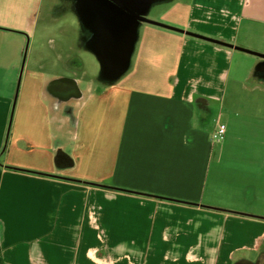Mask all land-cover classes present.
Returning a JSON list of instances; mask_svg holds the SVG:
<instances>
[{
  "label": "crops",
  "instance_id": "0c3cea01",
  "mask_svg": "<svg viewBox=\"0 0 264 264\" xmlns=\"http://www.w3.org/2000/svg\"><path fill=\"white\" fill-rule=\"evenodd\" d=\"M175 1L163 2L167 7L154 21L239 46L238 40L231 34L233 25L222 26L224 30L230 31L226 34L210 28L211 26L205 23L209 15L207 10L209 5L216 3L217 6H230L234 4L233 1ZM247 1L235 0V12L239 16L246 13ZM50 25L51 23L48 27ZM152 27L154 26H143L131 58L130 68L116 83L121 85L120 96L128 97L125 103L129 109L135 110L146 104L144 109L146 110L149 105L146 100H153L155 104L154 109L149 106V110L139 114L138 119L131 121L130 125L134 130L136 125L140 128L145 135H142L143 138H146L142 142L149 145L142 153L149 162L143 160L138 163L140 168H148L144 177L145 182L154 180L155 186L159 184V187L165 188L164 185H169V188L174 187L178 191L176 184L186 183L183 181L184 174L180 166L190 165L199 171V167L207 168L210 164L214 148L211 133L208 131L213 126V123H210L211 114L213 113L215 118L217 115L219 121L220 114L235 100L233 97L237 98L235 95L231 96L233 88L264 91V81L257 76L256 67L259 64L257 62L251 65L245 62L242 66L238 64L243 76H234L236 72L232 63L243 60L236 50ZM67 30L62 28L60 35H66ZM2 33L0 42L7 46V51L12 52L7 56L3 67H0V72H3L0 77V264H7V261L11 264H234L243 253L256 254L259 251L260 240L264 238V214L253 215L249 207L253 201L250 200L251 204H248L243 194L240 198L246 202L241 206L248 212L246 215L250 216L204 206L201 203L202 191H197L202 185L196 190L195 182L187 183L189 196H181V199L186 201L193 198L191 201L195 204L153 195H139L140 193L134 194L136 197L131 198L126 195L133 193L120 190L113 183L117 177L123 176L125 181L132 174L130 167L136 164L131 162L130 156L120 162H112L117 170L122 167L121 172L118 171L112 181L111 176L109 181L108 178L104 179L103 175L99 176V180L87 179L72 174H75L81 160L76 155L68 153L66 145L64 154L73 160V164L59 172L56 159L61 153L59 155L54 153V142L62 140L60 136L67 132L66 129H70L69 141L74 143L80 152L85 150L84 145L80 146L79 142H85L84 134L95 130L97 106L104 102V96L109 94L102 92L103 95L98 91L95 94L91 87L98 81L92 79L87 81L84 75L85 79L80 80L79 88L85 93V100L74 106L73 125L71 116L52 111V101L46 93L47 86L52 80L62 76L76 78L75 75L68 73L61 75L48 73L51 69L65 70L62 61L71 55V50H66L63 41H55L50 35L47 43L52 47L53 58H49L44 51L35 48L36 39L33 36L28 40L31 47L21 73L18 53L20 55L25 46L23 38L7 31ZM168 46L170 47L166 49ZM154 69H167L171 74L159 83L150 82L147 72ZM19 79L20 90L18 97L15 98ZM83 82L87 83L86 90L81 89ZM157 86H163L165 89H157ZM198 98H208L219 103L214 105L215 109L211 114L206 115L198 110L195 104ZM109 102H114L111 95L106 99L107 105ZM134 104L140 105L136 107ZM255 126H251L249 130L251 137L248 142L252 144L248 167L253 173L262 171L264 177V156L261 162L254 160L258 149H262L256 144L262 141L260 136L264 132ZM229 135L228 130L227 137ZM4 148L6 150L2 156ZM177 151L190 152L192 157L187 154L184 159L176 162L164 161L176 159ZM163 168L170 176L164 177ZM250 180L253 181V177H250ZM96 188L105 190L98 192ZM263 189L264 181L261 187L250 191L248 197H253L261 203L262 212L264 196L260 195V191ZM73 193H85L90 195L89 197L103 195L105 198L117 200L133 199L139 204L136 212L142 216L145 214V217L153 212L158 214L161 209L164 210V205L166 209L174 207L175 204L182 205L184 207L181 208L206 215L209 222L221 226L223 230L217 239L213 240L210 237L211 228H205L202 241L190 244L184 242L173 244L174 238L170 237V240L162 242L171 245L172 250L164 252L162 249L157 250L159 248L157 239L154 243L155 249L147 248L146 237L142 235L143 231L147 230L146 224H143L140 214H137L140 218L138 222L119 224L116 222L117 217L111 215L114 210L108 209L103 228L91 223L87 226L88 229L84 230L85 235L81 234L72 242L73 237L67 238L69 226L64 223L58 224L56 220L62 208L69 203L65 199ZM172 234L173 231L171 236ZM70 246L72 255L67 250ZM182 248L185 251L181 252ZM201 248L204 254L196 255Z\"/></svg>",
  "mask_w": 264,
  "mask_h": 264
},
{
  "label": "rangeland",
  "instance_id": "374dc122",
  "mask_svg": "<svg viewBox=\"0 0 264 264\" xmlns=\"http://www.w3.org/2000/svg\"><path fill=\"white\" fill-rule=\"evenodd\" d=\"M72 1L73 0H0V36H2L1 34H3L2 32L5 30L23 32L26 36H21L24 45L34 36L36 39L34 44L35 48L40 49L42 52L44 51V54L48 55L49 58H53L52 47L47 43V39L50 35L55 41H63L66 50L71 46L74 47L75 41L77 42L78 40L79 23L73 10ZM181 1L183 0H176L175 2ZM231 1H233L234 4L230 6H217L216 3L209 5L207 9L209 15L205 23L210 25V28H215L226 34L230 33V31L224 30L223 27L226 24L227 27L228 25H233L232 27L234 29L231 34L233 35L232 37L238 40L239 46L237 47L253 53L264 54V0H248L247 11L240 16L235 12V0ZM166 7V3L155 5L147 17L151 20H155ZM55 20H57V22H55ZM49 23H51L50 27H48ZM62 28L68 29L66 35H60ZM49 30L50 33H48ZM168 45L171 46L169 42ZM170 46L166 47V49ZM7 50V46L0 42V67H3L7 56L12 52ZM237 54L241 56L243 60H241V62L232 63L234 72H236L234 76H243V72L240 71L239 65L242 66L245 62L250 65L254 62H257V64L259 63L258 58L255 56L240 52ZM19 56L18 53V57ZM80 57L85 63V76L87 81L89 79L98 81L97 84H93V87H91L92 89H90L93 90L95 94L96 91H98V93L100 92L101 94H103L102 92H107L109 95L104 96V102L97 106V111L95 112V130L91 133L84 134L85 142H79L80 146L84 145L85 150L80 152L76 149L75 144L69 141L70 136L68 131L70 129H66L67 132L60 136L62 138L61 141L66 145V151L76 155L81 160L79 161L75 174L72 173L73 175L83 176L87 179H98L100 175H103V178H108L109 181L111 176L112 181L118 171L121 172L122 170V167H120L119 170L114 168L113 163L117 161L120 162L122 159L130 156L131 162L136 164L130 167L133 175L131 174L125 181L123 176L122 178L117 177L116 181L113 182L116 185L115 187L120 190L195 204L191 201L193 198L188 201L181 199V196H189L187 194L189 192L187 183L192 184V182H195L196 190L202 185V188L197 191H202L201 203L204 206L225 210L227 212L246 214L248 212H245L244 207L242 209L241 204H244L246 201L248 204H251L249 201L252 200L253 203L249 205V207L250 211H253V215L264 214V212L260 211L261 203L253 197L248 198L250 195L249 192L255 191L256 187H261V183L264 181L262 171L253 173L248 167L251 159L249 152L252 144L248 142L251 137L249 130H251V126L253 127L256 125L255 127H257L258 130L264 132V122H261L264 120V91L261 89L250 91L241 89L240 87L233 88L234 91L230 92L231 96L233 97L235 95L237 98L233 97L235 100L231 105H227L226 110L220 114L219 121L216 115L212 124L213 126L208 130L212 133L214 126L219 122L227 126L230 135L224 143H213V153L207 168L201 166L202 168L199 167L200 170L198 171L196 169L194 170L190 165L180 166V168H182L181 172L184 174L183 181L186 183L176 184L178 187V191H176L174 187L169 188V185H164L165 188L159 187V184L155 186L154 180L145 182L144 177L146 176L145 174L148 168H140L138 164L143 160L149 162L142 154L149 145L142 142V140L146 138H143L145 135L140 131L137 125L136 130L130 127L131 121L138 119L139 114L141 115L147 112L149 106L153 108L155 105L154 101L146 100L147 104L149 103L146 110H144L146 104H144L143 107L142 104L140 108H136L135 110L129 109L125 103V100L128 101V97L123 98V96H120L122 89L121 85L117 84L118 82L115 83L114 86H109L99 81L101 67L96 57L85 51L80 54ZM60 66L61 65H58V67ZM2 73L0 72V77ZM48 73L61 75L68 72L64 69H51L48 70ZM169 74H171V72L167 69H154L147 72V78L150 79V82L159 83ZM4 80L7 82L6 77H4ZM20 82L19 79L15 90V98H17L19 94ZM251 85L252 84H250V86ZM81 86L82 90L87 89L86 82H83ZM260 87L262 88L263 85ZM151 88L155 89V87ZM159 88L165 89L163 86H157V89ZM110 95L114 97V102H109V105H107L106 99ZM139 105L140 104H134L133 106L139 107ZM141 110L144 111L140 113ZM217 110L216 108V111ZM125 120H127V123H125ZM260 139L262 141L258 142L259 144L256 145L261 146L262 149H258V153L255 155L256 157H254V160L257 162H261L264 156V133L260 136ZM6 148L3 149L2 156H4ZM167 153L166 151V154ZM177 153L176 159L172 160L170 158L164 161L176 162L179 159H184L187 154L192 157L190 152L177 151ZM161 154H163V152H161ZM163 175L164 177L169 175V172H166L165 168H163ZM250 177H253V181L250 180ZM99 184L105 185L103 183ZM95 190L105 189L96 188ZM242 194L246 197L245 202L240 198ZM260 195L264 196V189L260 191ZM89 196L90 195L85 193L70 194L65 199V201H69V203L66 207L62 208L59 218L56 220L58 224L64 223L69 226V235L67 238H69V236L73 237L72 242L79 238L81 234L85 235V231L88 229L87 226L91 223L103 228L106 223V213L108 209L111 211L114 210L111 215L117 217L118 220L116 219V222L119 224L133 221L138 222L139 219L142 218V222L144 225L146 224L145 226L147 229L143 231L142 234L146 237L147 248L151 247L155 249L154 243L155 239H157L156 243H158L157 245L159 247L157 250L162 249L164 252L172 250L171 245L168 243L163 244L166 240H170V237L174 238L173 244L175 242L190 244L191 242L202 241L203 231H206L205 228H211L210 237L213 238V240H216L217 236L223 230L221 226L209 222V217L206 215L202 213H193L187 209L181 208L184 207L182 205L175 204V206L170 209H166V205H164V210L161 209V211L157 212L158 214L153 212V214H149L145 217V214L142 216L140 213L136 212L139 207L136 200H117L115 198H105L103 195H94V197ZM126 196L131 198L136 197L134 194ZM121 198L123 199L124 197ZM239 208L241 210H239ZM139 210L141 212L142 208ZM137 214H140V218ZM171 231H173L172 236ZM127 237L129 236L127 235ZM160 246L163 247L160 248ZM67 250L69 251L68 253L72 255V247L70 246ZM183 251H185L184 248L181 249V252ZM203 254V248H201L199 252H196V255L202 256ZM245 255L251 260L256 259L257 256L252 253H245ZM208 257H211V255L208 254ZM6 263L11 264L9 261Z\"/></svg>",
  "mask_w": 264,
  "mask_h": 264
},
{
  "label": "flooded vegetation",
  "instance_id": "af4514ba",
  "mask_svg": "<svg viewBox=\"0 0 264 264\" xmlns=\"http://www.w3.org/2000/svg\"><path fill=\"white\" fill-rule=\"evenodd\" d=\"M126 2L127 0H73L72 1L73 10L76 15V19L79 23V35L77 42L75 41L74 43V47L71 46L68 49L71 50V55H68L67 58L65 57L63 59L62 65L65 68L66 72L76 76V78H71V79L77 80L78 85L80 83V80L84 79L85 77L84 76L85 63L81 59L80 54L85 51L95 56L97 52L105 51L110 47V45L112 44L111 39L113 38V36H108L106 33H104V28L107 26L106 16L109 11H114V8L119 10V12H125L126 14L129 13L130 9L129 6L126 5ZM141 8L142 7L140 6V4L134 5L133 11L135 15L137 14L136 12L140 11ZM136 16L140 17L141 14L138 13ZM137 22L138 25L136 30L137 33L135 37L134 49L138 45L143 26L148 25L140 21ZM5 31L13 35L25 36L23 32H15L8 30ZM121 40L123 41L122 42L123 46L124 45L126 46L127 41L129 42L128 37L122 38ZM25 46L22 49H24ZM123 46H118L116 48V51H122L124 49ZM30 47L31 44L29 42L28 50L30 49ZM258 61L259 63H264L263 58L262 59L258 58ZM74 71L75 74H73ZM64 78H68V77L62 76L54 80H60ZM50 83L47 86L46 93L52 101V111L61 112L64 115L71 116L70 120L74 125L75 119L74 117H72V115L74 114V106L77 103H82L85 100V93L82 94L81 98L76 97V95L74 94L75 86L69 81L61 82L56 85H50ZM212 103L213 101H209V107L207 108L206 111H202V113H205L206 115L211 114L215 109V106H210ZM214 118L215 117L212 113L210 116L211 124L213 123ZM72 164H73V160L63 152H61V154L57 156L56 167L59 172H62L63 170L70 168ZM255 255H257L256 259L251 260L249 259V257H246L245 254H243L234 262V264L237 263L242 264L245 263V261L251 262L253 264H264V238L260 240L259 251Z\"/></svg>",
  "mask_w": 264,
  "mask_h": 264
},
{
  "label": "water",
  "instance_id": "95a60500",
  "mask_svg": "<svg viewBox=\"0 0 264 264\" xmlns=\"http://www.w3.org/2000/svg\"><path fill=\"white\" fill-rule=\"evenodd\" d=\"M170 1V0H127L126 5L129 6V13L125 12H119L116 8H114V11H109L107 16H106V24L107 26L104 28V33H106L108 36H113L111 39V45L110 47L105 50V51H100L97 52L95 57L100 63L101 67V72H100V77L99 81L107 84V85H113L115 84L122 76L128 72L130 68V63H131V58L134 52V47H135V37L137 33V25L138 22L140 21L142 23L161 28L164 30L172 31L175 33L183 34L195 39H199L202 41H206L209 43L216 44L218 46H222L231 50H236L241 53H245L248 55L255 56L256 58L264 59V54H258V53H253L251 51L239 48L237 46H234L232 44H228L219 40H214L211 38H207L198 34H194L191 32H187L184 30H181L176 27H172L169 25H166L164 23H160L154 20H151L147 18V15L149 14L151 8L157 4ZM125 2V1H124ZM142 7L140 11H137L136 13H140L141 16L137 17L133 11L134 5H139ZM117 10V11H115ZM129 20V23H128ZM128 37L129 42L127 41L126 46H123V41L121 40L122 38ZM28 45L29 41H27V44L24 49L21 50L20 53V70L21 73L24 70L25 62H26V57L28 53ZM118 46H123L122 51H116V48ZM256 73L257 76L261 79V81H264V63H259L258 66L256 67ZM69 81L72 84H74L75 89H74V94L76 97L81 98L83 92L80 90L79 85L77 80L75 79H70V78H64L60 80H54L50 83V85H56L61 82ZM209 101H212V99L208 98H198L195 101V104L197 105L198 110L200 111H206L207 108L209 107ZM219 102H213L210 106L217 105ZM64 148L65 145L61 140H56L53 144V151L56 155H59L61 152L64 153ZM76 165L73 166L75 168ZM95 186H101L98 184H93ZM133 194H139V193H134L130 192ZM142 195V194H139ZM144 195V194H143ZM243 216H250L246 214H242ZM253 264L251 262L245 261V263L242 264ZM241 264V263H237Z\"/></svg>",
  "mask_w": 264,
  "mask_h": 264
},
{
  "label": "built area",
  "instance_id": "2783aa9c",
  "mask_svg": "<svg viewBox=\"0 0 264 264\" xmlns=\"http://www.w3.org/2000/svg\"><path fill=\"white\" fill-rule=\"evenodd\" d=\"M228 128L222 123H217L211 133L213 143H224L227 140Z\"/></svg>",
  "mask_w": 264,
  "mask_h": 264
}]
</instances>
